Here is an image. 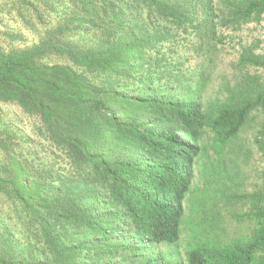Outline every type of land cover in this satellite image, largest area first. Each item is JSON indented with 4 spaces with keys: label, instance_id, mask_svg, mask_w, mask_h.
Returning <instances> with one entry per match:
<instances>
[{
    "label": "trees",
    "instance_id": "1",
    "mask_svg": "<svg viewBox=\"0 0 264 264\" xmlns=\"http://www.w3.org/2000/svg\"><path fill=\"white\" fill-rule=\"evenodd\" d=\"M9 1L30 26L32 8L61 20L30 48L0 44V103L40 119L57 161L0 132V199L29 235L22 248L0 233V264H181L156 248L181 239L204 133L224 144L264 117L262 53L240 51L238 82L209 107L184 61L261 25L264 0ZM256 140L264 152V120ZM253 204L251 238L200 246L188 264H264V195Z\"/></svg>",
    "mask_w": 264,
    "mask_h": 264
},
{
    "label": "rangeland",
    "instance_id": "2",
    "mask_svg": "<svg viewBox=\"0 0 264 264\" xmlns=\"http://www.w3.org/2000/svg\"><path fill=\"white\" fill-rule=\"evenodd\" d=\"M58 7V12L64 10L62 5ZM43 9L40 8L46 14L43 18L37 17L33 8L27 10L31 16L27 19L33 25L30 26L23 22L11 1L0 0V44L9 51L24 50L37 44L47 27L54 28L61 22L47 8ZM193 40L191 37L182 41L179 48H189ZM243 48L264 55V21L261 25L247 24L212 56H203L206 61L196 54L189 55L184 61L183 67L192 73L193 83L204 80L201 96L207 107L218 100L224 101L227 88L238 82L235 65ZM258 73L264 78V71ZM263 120L262 115L253 113L241 132L224 144L218 142L210 130L204 133L202 151L195 165L196 177L186 201L181 239L174 246L162 244L156 251L173 261L188 264L189 254L200 246H225L252 237L256 227L254 196L264 195V152L258 149L256 140ZM0 132L16 136V142L20 141L25 151H38L43 162L53 156L54 163L57 161L55 150L41 135L40 119L28 115L19 106L0 103ZM58 163L57 168L67 169L65 161L60 159ZM9 214L10 210L0 199V233L9 228L19 246L27 247L26 228L15 215Z\"/></svg>",
    "mask_w": 264,
    "mask_h": 264
}]
</instances>
